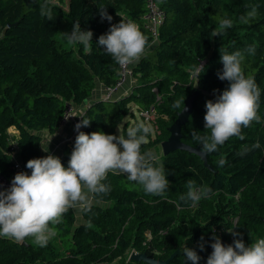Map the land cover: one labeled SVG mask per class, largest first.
Segmentation results:
<instances>
[{
	"label": "trees",
	"instance_id": "trees-1",
	"mask_svg": "<svg viewBox=\"0 0 264 264\" xmlns=\"http://www.w3.org/2000/svg\"><path fill=\"white\" fill-rule=\"evenodd\" d=\"M154 2L164 13L156 41L144 29L145 0H67L65 8L52 0H0V174L11 177L14 173L10 141L15 140L20 165L26 168L28 160L39 158L38 134L58 130L67 104L80 107L97 83L104 89L118 80L119 65L97 45L98 37L111 26L107 20L101 21L99 13L104 9L112 16V24L135 22L148 37L150 47L139 63L131 65V92L119 100L89 104L80 119L91 123L81 131L117 135L128 105L147 109L156 101V88L158 113L170 119L161 127V138L152 144L160 145L183 109V103L179 109L173 104L184 99L185 104L197 91L193 112L181 129V141L202 151L191 133L196 130L201 136H210L204 127L205 102L215 101L228 85L217 78L223 68L220 54L225 51L243 53L244 74L253 76L261 90V122L253 121L250 127L242 128L243 140L233 136L207 154L211 170L199 157L185 151L152 160L156 166L163 165L170 183L162 196L146 194L142 186L123 174L108 173L103 183L110 191L95 197L90 212L81 211L82 223L77 224L68 210L62 223L55 226L57 236L45 247L32 238L16 242L0 237V264H144L129 261L130 253L166 260L185 246L201 257L199 264H206L213 234L224 245L232 244V230L242 233L246 245L264 238V0ZM252 6H258L256 17L248 23L239 22ZM226 18L233 20V26L220 30L219 22ZM76 23L82 30L92 31L91 51L82 44L70 45L63 35ZM218 30L221 34L213 37ZM249 47H255L254 55L246 51ZM198 62L205 71L196 86L191 71ZM214 89L218 90L215 95ZM10 128L16 129V139L8 135ZM74 143L75 137L71 147L66 146L58 156L64 167ZM255 143L261 147L241 155L245 147ZM221 160L226 161L223 166ZM189 181L196 187L211 188L210 196L195 205L188 202ZM201 237L205 245L202 252L198 246ZM169 264H186L183 253Z\"/></svg>",
	"mask_w": 264,
	"mask_h": 264
},
{
	"label": "clouds",
	"instance_id": "clouds-1",
	"mask_svg": "<svg viewBox=\"0 0 264 264\" xmlns=\"http://www.w3.org/2000/svg\"><path fill=\"white\" fill-rule=\"evenodd\" d=\"M257 7L252 6L246 17H239V22L248 23L255 18ZM99 14L101 21L107 20L111 26L107 33L98 37L97 45L122 68L127 69L129 65L139 63L150 47L148 37L135 22L120 20L112 24V16L108 15L107 9ZM47 15L51 17V10H48ZM232 26V19L226 18L219 22L220 30ZM220 34L219 30L212 33L213 37ZM63 35L70 45L82 44L85 50L91 51L93 33L82 30L79 23L73 25L71 32H64ZM246 51L254 55L255 47H249ZM243 60L244 55L240 51L220 54L223 68L217 72V78L227 81L228 85L216 96L215 101L205 102L204 127L210 130V136H201L196 130L191 133L193 140L202 145L201 155L217 151L218 146L233 136L243 140L242 128L250 127L253 121L261 122L258 114L261 90L253 76H245ZM204 71L202 62H198V66L191 71L196 86ZM217 91L214 89L213 94ZM184 100L176 101L173 107L179 109L183 103L185 111ZM90 123L87 119H80L74 126L77 135L67 167L63 166L59 157L51 154L33 158L25 165L30 175L18 172L12 178L10 187L3 189L0 186V237L16 242L32 238L35 244L45 247L50 239L57 236L58 229L55 226L62 223L64 214L70 208L90 212L95 197L110 191V187L103 183L109 172L125 175L128 180L142 186L146 194H165L170 183L163 165H154L152 160L155 157L141 152V146L146 143L150 131L148 126L143 122L136 124L125 138L102 131H80L81 128L89 127ZM260 147L259 143L245 147L241 155ZM225 163L224 160L220 161L221 166ZM211 192V188L196 187L189 181L186 200L195 205L201 199L208 198ZM229 234L233 237L230 245H224L213 234L211 239L214 242L210 244L212 252L206 264H264V238L246 245L239 231L232 230ZM203 239L201 237L198 245L201 252L205 250ZM182 253L186 264H199L201 257L194 249L185 246Z\"/></svg>",
	"mask_w": 264,
	"mask_h": 264
},
{
	"label": "built area",
	"instance_id": "built-area-1",
	"mask_svg": "<svg viewBox=\"0 0 264 264\" xmlns=\"http://www.w3.org/2000/svg\"><path fill=\"white\" fill-rule=\"evenodd\" d=\"M146 2V14L142 17L144 29L147 31V33L150 35V37L156 41L157 35H158V29L162 25V22L164 20V13L163 11L158 8V6L155 4L154 0H145ZM131 65L128 66L127 69L122 68L119 66V78L116 81V83L112 87L104 88V101H109L114 99L117 91L128 81L133 80V75L131 71ZM153 93L156 95V101L154 104L150 105L147 109L141 110L137 109L136 112L138 113V116L140 120L145 121L146 123H154L156 118V110L157 107L160 104V97L158 96L157 89H153ZM80 122V117H74V108L67 104L65 108L64 115L62 117V120L59 124V127H62L66 124H70L73 130L72 137H71V143L72 139L76 137L77 132L74 130V126ZM81 131V129H80ZM70 143V144H71ZM9 155L14 161L13 169L14 172H20L23 170V167L16 163V158L18 157L17 152V146L16 143L13 141H10V152ZM13 178V175L11 177H6L2 174H0V186H2L3 189H7L10 187L11 180ZM146 237L150 239V234L147 233Z\"/></svg>",
	"mask_w": 264,
	"mask_h": 264
},
{
	"label": "crops",
	"instance_id": "crops-1",
	"mask_svg": "<svg viewBox=\"0 0 264 264\" xmlns=\"http://www.w3.org/2000/svg\"><path fill=\"white\" fill-rule=\"evenodd\" d=\"M132 86H133L132 81L128 80L117 91L114 99L119 100L120 98L129 94L131 92ZM125 92H127V93H125ZM103 97H104L103 86L97 83L94 91L92 92V95L86 101V103L80 107L74 108V117H80L89 104L93 103L94 101H98V100L101 101L103 99ZM7 133L12 139L17 138L16 137L17 131L15 128L8 129ZM72 133H73V130H72V127L70 124H66L62 127H59L58 130L56 132H54L53 134H50L47 131H43V132L39 133L38 135L41 137V142H40V146H39V158H42L48 154L54 155L56 157L62 155L63 150L65 149L66 146L71 147V144H70L71 141L70 140L72 137ZM12 141L15 142V140H12ZM16 163L20 164L19 157L16 158ZM20 172H27L30 175V170L27 168H23V170ZM16 173H18V171L13 173V177ZM109 173H112V172H109ZM69 210H71L73 212L77 224H80L83 222L82 216H81V211H82L81 209L70 208Z\"/></svg>",
	"mask_w": 264,
	"mask_h": 264
},
{
	"label": "water",
	"instance_id": "water-1",
	"mask_svg": "<svg viewBox=\"0 0 264 264\" xmlns=\"http://www.w3.org/2000/svg\"><path fill=\"white\" fill-rule=\"evenodd\" d=\"M198 92L194 91L191 93L186 101H185V111L183 109L177 114V118L174 123L168 128L169 137L167 140L163 141L160 144L161 151L163 156H166L170 153L175 151H185L189 154L196 155L201 159L204 166L211 170V167L206 162V155H201V150L198 148L191 147L189 145L184 144L181 141V129L182 127L188 122L189 116L193 112V103L194 98L197 96ZM24 245V243H23ZM182 254V250L174 251L166 260H156L149 257L146 253H136L132 251L128 257L129 261L137 262V263H144V264H169L174 258L178 255Z\"/></svg>",
	"mask_w": 264,
	"mask_h": 264
},
{
	"label": "rangeland",
	"instance_id": "rangeland-1",
	"mask_svg": "<svg viewBox=\"0 0 264 264\" xmlns=\"http://www.w3.org/2000/svg\"><path fill=\"white\" fill-rule=\"evenodd\" d=\"M54 3L59 4L61 3V7L65 8L67 4V0H52ZM132 83L133 80H132ZM129 89V88H128ZM127 93V92H125ZM129 110L126 117L122 120V123L116 128V134L122 135L127 138V133L130 129H132L136 124L143 122L146 126L150 128L149 133L146 137V143L142 144L141 146V152L142 154H150L151 156L155 157V159H159L161 157L162 151L161 147L158 144L157 146H152L153 142H155L158 137L161 138V127L164 126L166 123L170 122V119L163 115L158 113V108L156 110V118L154 123H146L145 121L140 120L138 113L136 110L138 109L137 106H135L133 103L129 104L127 107ZM163 129V127H162ZM124 130V131H123ZM122 133V134H121ZM210 205L207 206V210H210Z\"/></svg>",
	"mask_w": 264,
	"mask_h": 264
}]
</instances>
